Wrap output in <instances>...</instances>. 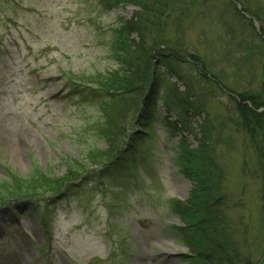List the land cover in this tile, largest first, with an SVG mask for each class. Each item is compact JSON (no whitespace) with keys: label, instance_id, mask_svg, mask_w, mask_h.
Segmentation results:
<instances>
[{"label":"rangeland","instance_id":"obj_1","mask_svg":"<svg viewBox=\"0 0 264 264\" xmlns=\"http://www.w3.org/2000/svg\"><path fill=\"white\" fill-rule=\"evenodd\" d=\"M263 2L247 0L246 5L261 13ZM195 3L182 26L175 27L172 20L164 36L176 41L183 35L195 49L192 52L210 61L217 58L215 71L229 73L232 85H240L230 75L233 62L224 55L231 41L225 26L240 28L235 15L240 10L236 3L231 7L230 0ZM102 4V0H0V264L197 262L193 256L184 258L190 252L177 231L184 222L172 212L171 203L184 202L192 190L175 164L176 146L183 139L184 146L196 149L195 133L205 116L191 119L194 133L174 135L159 120L150 133L139 125L128 126V133H141L137 136L141 148L127 172L88 160L93 152L107 151L108 145L101 134L105 114L99 101L95 106L84 97L93 93L100 74L117 69L111 50L113 27L119 18L130 20L138 11L134 6L109 11ZM253 23L260 34V23L255 19ZM252 60L253 71L262 79L263 61ZM184 73L191 90L172 78L164 89L168 97L159 104L163 117L168 115L171 121L178 120L182 98L199 107L204 101L197 73ZM108 94L101 92L105 99ZM218 100L229 103L225 97ZM209 105L212 111L221 108L218 101ZM135 118L129 113L126 124ZM224 160L231 195L245 200L257 236L259 184L243 178L242 154L227 152ZM69 169L78 175L71 194L56 200L57 195L32 194L41 188L33 175L58 181ZM21 192L29 200L17 202Z\"/></svg>","mask_w":264,"mask_h":264},{"label":"trees","instance_id":"obj_2","mask_svg":"<svg viewBox=\"0 0 264 264\" xmlns=\"http://www.w3.org/2000/svg\"><path fill=\"white\" fill-rule=\"evenodd\" d=\"M195 1L102 0V7L109 11L126 6H134L138 11L130 20L119 18L113 27L111 50L117 69L100 74L94 81L93 93L84 97L95 106L94 101H99L100 112L105 114L101 134L108 145L107 151L93 152L88 160L96 166L103 162L107 166L115 165L113 169L118 168L120 172H127L141 148L137 144V136L141 133H136L138 129L132 131L136 134L128 133V126L139 125L144 132L150 133L159 120L174 135L194 133L191 119L205 116L198 125L199 133H195L196 149L184 146L180 139L176 146L179 152L174 155L179 172L192 185L184 202L171 203L172 212L184 222V227L177 228L183 238L182 244L190 252L184 258L188 260L193 256L197 259L190 264H264V4L260 6L262 12L258 13L250 11L247 0H230L231 7H234L233 3L241 5L243 13L261 25L259 34L253 20L236 12L240 28L225 26L231 41L224 55L231 64L233 62L229 64L231 68L235 67L230 75L237 79L235 84H240L232 85L229 73L215 71L217 58L210 61L206 56L192 52L195 49L187 44L183 35L176 41L164 36L172 20L175 27L182 26L181 20L196 9ZM204 1L208 3V0ZM257 57L263 61L262 79L253 71L252 59ZM192 71L202 82L203 104L196 106L184 97L177 121H171L168 115L163 117L159 104L164 96L168 97L164 89L172 84V78H177L190 91L182 74L191 75ZM101 92L109 93L107 99ZM75 94L83 97L84 93ZM220 96L227 98L229 103L219 102ZM211 101H218L221 108L212 111ZM129 113L136 118L126 124ZM231 151L242 154L240 171L243 178L251 179L260 187L261 225L257 236L252 233L255 222L245 200L231 195L224 164L227 152ZM77 176L72 169L58 181L35 174L31 179L40 182L41 188L32 194L57 195L55 200L67 196L74 191L69 188ZM22 195L17 202L29 200L27 194Z\"/></svg>","mask_w":264,"mask_h":264},{"label":"water","instance_id":"obj_3","mask_svg":"<svg viewBox=\"0 0 264 264\" xmlns=\"http://www.w3.org/2000/svg\"><path fill=\"white\" fill-rule=\"evenodd\" d=\"M238 8L240 9V11H241V7L240 6H238ZM247 17V16H246ZM249 18V17H248ZM251 19V18H250ZM257 29H258V32H260L259 30H260V27L257 25Z\"/></svg>","mask_w":264,"mask_h":264}]
</instances>
